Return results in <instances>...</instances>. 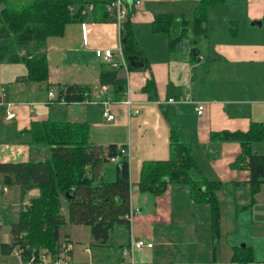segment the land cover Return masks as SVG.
<instances>
[{
	"label": "crops",
	"instance_id": "1",
	"mask_svg": "<svg viewBox=\"0 0 264 264\" xmlns=\"http://www.w3.org/2000/svg\"><path fill=\"white\" fill-rule=\"evenodd\" d=\"M198 2L140 0L135 4L130 0V30L140 51V55H136L140 62L132 65L124 58L127 68H116L118 76L125 80L124 90H129L132 101L129 106L124 102V90L117 94L112 83L99 81L102 68H113L111 62L120 64L122 60L117 50L121 29L112 20L99 22L88 14L82 22L67 24L62 36L48 37L45 43L49 67L47 81L28 80L22 62H0V94H4L10 104L9 110L14 113V117L8 119V107L0 105V162L44 160L36 158L35 143H31L25 133L33 121L44 119L87 123L91 142L128 149L130 206L138 207L140 213L128 221V226L121 224L112 229L105 244L94 242L101 246L94 252L88 247L82 251L72 247L64 257L66 264H129L130 258L123 249L131 234L136 239L153 243L151 248L134 252L133 259L140 264H239L231 260L237 247H248L252 252V261L245 264H264V235L257 225L264 216H257L254 205H249V171L232 166L241 151L240 145L212 136L221 131H246L252 122L264 124V0H225L209 6L206 35L198 38L194 45V34L188 29L180 49L170 51L168 35L153 30L154 16L172 14L191 21ZM220 21H225L226 27L222 28ZM184 38L189 46L185 50ZM194 46L196 55L193 58ZM97 48H110L113 51L111 62L98 58ZM148 81L155 84L153 99L144 89ZM69 84L87 86L89 99L55 102L52 109L48 108L53 102L48 96L50 89L54 88L56 98L58 87ZM169 98L179 101L169 103ZM199 102L204 103L200 115L196 111ZM104 107L114 115L113 120L102 117ZM132 110L138 112L130 114ZM171 135L192 149L196 162L189 170L192 180L220 182L221 188L216 193L219 203L221 191L231 193L228 211L225 215L222 209L220 211L215 255L213 242L201 253L193 246L199 226L198 220H194L195 211L209 215V209L207 203L199 204L191 199L187 184L169 183L165 177L167 186L161 194L152 195L155 197L147 195L152 193L141 192L139 187H132L138 185L144 160L169 158ZM251 150L264 155V138L254 141ZM110 161L116 164L115 160ZM105 164L102 180L107 172ZM113 174L115 179V165L107 178L113 179ZM1 180L2 174L0 185ZM12 186L17 187L10 190L21 201L19 186ZM7 190L5 188L4 192ZM36 194L29 191L27 197ZM151 200L156 210L167 209V214L155 217L149 204ZM184 204L192 209L190 220L183 218V212L175 213ZM198 206L206 207L198 209ZM63 214H66L65 208ZM17 219L18 213L7 222L0 221V245L11 242L10 225ZM59 232L61 240H71L68 233L61 237V228ZM222 233L228 238L223 246L219 241ZM177 244L193 247L174 248ZM82 253L86 260L74 262V257ZM19 261L20 257L14 252L4 254L0 250V264H18Z\"/></svg>",
	"mask_w": 264,
	"mask_h": 264
},
{
	"label": "trees",
	"instance_id": "2",
	"mask_svg": "<svg viewBox=\"0 0 264 264\" xmlns=\"http://www.w3.org/2000/svg\"><path fill=\"white\" fill-rule=\"evenodd\" d=\"M111 0H0V62H22L26 78L31 81H47L49 67L45 52L46 39L62 36L65 26L82 22L89 14L96 21L112 20L105 10ZM225 0H199L194 18L188 21L183 16L156 14L152 22L155 32H165L169 37L170 51L181 47L188 29L193 34V44L206 35L209 6ZM130 14L121 26V42L124 58L140 55L137 43L130 30ZM193 58L196 47L192 49ZM128 67H132L128 64ZM102 84L112 83L117 94L125 88V80L118 76L116 68H102L99 75ZM151 99L156 94L155 84L148 81L144 87ZM89 99V88L79 84L59 86L53 102H84ZM31 143L49 145V156L41 161L0 162L1 183L17 184L20 188L18 219L10 225L11 242L2 243L4 254L15 248L22 249V260L31 256L38 258L46 249L52 257L59 254L62 240L59 229L66 223L87 225L91 238L105 244L115 225L128 226L126 214L130 207L129 157L120 153L122 146L96 144L89 139V125L79 122H55L50 119L33 121L25 131ZM215 138L236 141L241 151L232 163L233 167L247 169L250 177L249 205L264 186V155L251 150L254 141L264 138V124L252 122L246 131H221ZM115 158V179L104 181L102 167ZM196 166L192 149L175 135L169 139V158L144 160L141 164L138 187L141 192L161 194L169 183L187 184L190 197L198 203L210 206L213 253L216 254L220 232V209L217 181H194L189 170ZM38 194L29 202H23L29 191ZM66 206V214L62 208ZM45 251V250H44ZM232 262L245 264L252 261L248 247H237Z\"/></svg>",
	"mask_w": 264,
	"mask_h": 264
},
{
	"label": "rangeland",
	"instance_id": "3",
	"mask_svg": "<svg viewBox=\"0 0 264 264\" xmlns=\"http://www.w3.org/2000/svg\"><path fill=\"white\" fill-rule=\"evenodd\" d=\"M219 24L222 26V28L226 27L225 21H220ZM233 27H236V26H233ZM184 42H185V48H184V50H185L188 46L186 44L185 38H184ZM50 90L53 93H55L54 88H52ZM53 103H55V102H52V104H49L47 107L52 109V107H54ZM33 152L35 154H37V157H36L37 159L38 158L45 159L49 156V145L44 144V143H35V145L33 146ZM33 160H36V159H33ZM114 165H115V163H113L111 161L107 162L105 164L104 167H106L105 170H107V172H106V175L104 177V181L114 180V174L112 177L113 179H109L110 177L107 178V176L109 175V170L113 169V171H114ZM12 185H5V186H2V184L0 185V221L1 222H7L10 218H12L15 214H17L18 210H19L18 204H20L19 203L20 200L12 192V190L17 189V187L14 188L15 186H12ZM184 185H186V184H184ZM135 186L138 188V185H132V187H135ZM132 187H131V191H133ZM5 188L8 189L6 192H4ZM10 189H12V190H10ZM31 192H37V194H38L37 189L31 190ZM144 193H147V192H144ZM147 195H149L151 197H155V196H152L153 194L147 193ZM230 195H231V193H229L227 190L221 191V202L220 203L218 202V204H219L220 211L222 209L223 215H225L226 212L228 211V208L230 205L228 197ZM33 197L34 196H28L27 197V195H26L23 202H29L31 200V198H33ZM153 202L154 201L151 200V201H149V204H150L151 210L153 211L155 217H158V216L163 217L165 214H167L166 213L167 209L159 208L156 210L155 206L153 205ZM199 204H202V203H199ZM253 205H254L256 215L263 217L264 216V186H261L259 192L255 195V200L253 202ZM200 207H206V206H200ZM200 207L198 206V209H202ZM63 208L66 209V206H64ZM63 208H62V212H63ZM207 208L209 209V215L206 213H204V215L199 214L198 211H195V216H194V220H198L199 226L196 227L198 237H197L196 241L194 242L193 246L196 247L200 251V253H201L203 248H205L207 246L211 247L212 242H213V240H212V228H211V224H210V206L208 205ZM191 210L192 209L190 208V206L184 204V205H182V209L175 210V213L178 215L180 212H183V215H185V216L184 217L182 216V217L186 220H190L191 216H189V213ZM257 225H259V229L262 230V234L264 235V219ZM117 226L118 225H115L113 229H115ZM128 231L129 230L126 231L127 235H128ZM203 232H204V234H203ZM66 233L69 234V236L71 238V240L69 242L74 247V249L76 251H80V250L82 251V248L88 247L90 249V251L94 252V250L99 249L101 247V246L95 245L96 242L91 238L90 227L87 225L74 226V225H69V223H66L63 226H61V237H62V235L66 234ZM205 233H206V237H204ZM227 240H228V238H226V233H222L220 240H219L221 242V245L222 246L225 245ZM63 243H65V239L62 240V245L60 247L61 252H62L61 248L64 245ZM193 246H189L186 244H182V245L177 244L174 246V248L186 249V248L193 247ZM42 252H45L46 254H48L46 249H43ZM77 253H79V252H77ZM66 255H63V257H65ZM85 260H86V256L83 253H82V255L78 254V256L74 257V259H73L74 262H78V263H82ZM135 262H136V260H135ZM136 263H138V262H136ZM138 264H140V263H138Z\"/></svg>",
	"mask_w": 264,
	"mask_h": 264
},
{
	"label": "built area",
	"instance_id": "4",
	"mask_svg": "<svg viewBox=\"0 0 264 264\" xmlns=\"http://www.w3.org/2000/svg\"><path fill=\"white\" fill-rule=\"evenodd\" d=\"M134 3L139 4L140 0H134ZM105 10L112 16L113 21L117 24V26L119 27V30H120L122 23L124 22L128 13L130 12L129 11L130 10V0H111V1L106 3ZM117 50L122 57L120 64L115 63V62H111L112 57H113V51L110 48H106V49L97 48V49H95V54L102 61L111 62L110 64H111V67H113V68L123 66L124 69H126L127 64H126V61H125L123 54H122V42H121L120 35H119V39H118ZM124 95L126 96V98L124 99V102H125V104H127V106H129L132 101L129 98V90L128 89L124 90ZM48 96H49L50 100H53L55 98V95L52 91H49ZM186 99H187V97L184 96L183 100H186ZM176 101H179V99L175 100V99L169 98L167 100V102H169V103H173ZM0 105H6L8 107V110L6 113L7 114L6 117L8 119L14 117V113L9 110L10 104L6 102L3 93L0 94ZM203 109H204V103H201V102L197 103V106H196L197 114L200 115L202 113ZM137 112H138L137 110H132L129 113L130 114H136ZM102 117L107 121H111L114 119V115L110 112V110L107 107L103 108ZM120 153L129 157L128 149H126L124 147H121ZM111 160H115V158H111ZM139 213H140V209L138 207L130 206L128 213L126 214V219L130 222L132 217L134 215L139 214ZM63 244L64 245L61 248L62 252H60L59 255H56L54 257H52L48 254H41L38 258L31 256L27 260H22L21 256H20L22 249L15 248V250L13 252L20 257V261L18 264H66L64 257H61V255H66L72 249L73 246L70 244V242H67V241H65V243H63ZM152 246H153L152 242L145 241L143 239H136L131 234L129 241H128V244L124 247L123 252L125 255L129 256V258H130L129 264H136L134 259H133L134 252L139 250V249H142V248H151ZM85 250H87V248H85Z\"/></svg>",
	"mask_w": 264,
	"mask_h": 264
},
{
	"label": "water",
	"instance_id": "5",
	"mask_svg": "<svg viewBox=\"0 0 264 264\" xmlns=\"http://www.w3.org/2000/svg\"><path fill=\"white\" fill-rule=\"evenodd\" d=\"M127 60L132 65H136L137 63L140 62V59L138 57H136V56H130V57H128Z\"/></svg>",
	"mask_w": 264,
	"mask_h": 264
}]
</instances>
